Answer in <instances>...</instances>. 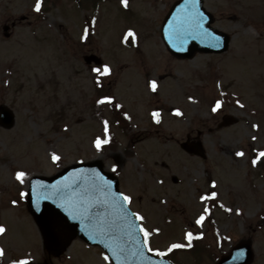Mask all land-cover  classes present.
<instances>
[{"label": "rangeland", "instance_id": "rangeland-1", "mask_svg": "<svg viewBox=\"0 0 264 264\" xmlns=\"http://www.w3.org/2000/svg\"><path fill=\"white\" fill-rule=\"evenodd\" d=\"M175 1L128 0L126 7L99 0L94 8L90 0H45L37 12L36 0H0V107L16 119L0 127V264L50 261L21 196L28 179L96 159L117 173L131 209L144 216L151 248L173 263L215 264L248 240L252 264H264V0H205L231 47L187 60L173 57L160 36ZM12 22L6 38L3 28ZM89 55L103 64L88 66ZM105 64L112 71L99 77L98 89L93 69ZM112 95L128 122L110 103H97ZM226 115L239 121L219 129ZM197 132L206 159L181 148ZM97 137L110 142L97 150ZM19 171L27 173L24 183ZM174 243L185 247L169 252ZM51 260L111 264L80 239Z\"/></svg>", "mask_w": 264, "mask_h": 264}, {"label": "water", "instance_id": "water-1", "mask_svg": "<svg viewBox=\"0 0 264 264\" xmlns=\"http://www.w3.org/2000/svg\"><path fill=\"white\" fill-rule=\"evenodd\" d=\"M198 12L202 17L203 29L213 34L217 41L200 35H192L181 43L173 33L177 21L185 15V12ZM161 30L162 39L170 53L179 59H192L200 52L204 54H218L227 52L231 45V35L213 27L215 18L213 14L205 9V1L198 0L194 7L189 6V0H178L168 12ZM9 27H4L8 32ZM6 37L10 35L5 34ZM171 37V39H170ZM87 64L95 63L100 66L102 60L95 55H89L84 59ZM220 129L233 126L239 120L231 116H224ZM15 118L13 112L5 107H0V124L2 127L11 128L14 126ZM182 148L189 154L206 158L204 145L200 140L197 142L187 140L181 143ZM103 178V179H101ZM110 182L108 192L113 194L120 191V180L117 176L106 170L101 160L74 164L60 171L55 176H36L31 179L28 190V210L34 218L37 228L41 233L44 248L51 257H61L71 246L75 239L80 238L84 242L101 247L112 264H172L165 258L151 254L147 246L141 243L144 240L142 232H139V220L135 218L128 204L125 207L133 215L127 218L132 223L131 235H128L127 222L120 219L119 215L109 206L96 204V199H102L100 193L95 191L94 186ZM87 193V197H85ZM85 197L92 203V210L88 218L80 216L75 211L71 202ZM73 216L78 218L74 219ZM110 221L109 232L101 235L99 227L104 226L105 221ZM117 245L124 248V251L117 257L113 255L112 248ZM119 250V249H117ZM255 253L252 249V241L242 240L233 247L231 253L223 256L217 264H252ZM28 264H37L34 262ZM42 264H50L44 262Z\"/></svg>", "mask_w": 264, "mask_h": 264}, {"label": "snow or ice", "instance_id": "snow-or-ice-1", "mask_svg": "<svg viewBox=\"0 0 264 264\" xmlns=\"http://www.w3.org/2000/svg\"><path fill=\"white\" fill-rule=\"evenodd\" d=\"M122 2L127 7L128 0H122ZM42 3H43V0H36L35 10L37 12H39L41 10ZM197 3H198V0H189V6L190 7H194ZM173 33L176 36L177 40H179L181 43L185 42L187 37L196 34V35H200V36H204V37H208V38H211L213 40H216L217 45H218V38H216L213 34L207 33L204 31L203 25H202V17L200 16V14L198 12H187L186 11L185 15L177 21V24H176L175 29L173 30ZM87 35H88V32H87V29H85V33H84L85 38H87ZM135 35H136L135 32H133L131 30H129V32L127 33V36H130V37H135ZM170 39H171V37H170ZM93 71H95L98 74L97 82H99V77L110 75L112 70H111L109 65L105 64L103 69L95 68V69H93ZM151 86H152L153 90H155L157 87L156 81H152ZM113 100H114V98L111 96H104L101 99H99L97 101V103H100V104L112 103ZM237 103H239V101H237ZM220 107H221V103L217 102L216 107L213 109V111H216ZM177 114H180L179 110H177ZM152 115L154 118H156L157 122H159V119H160L159 112H153ZM104 131H105V133L108 132V121L107 120L104 121ZM109 142H110V139L102 138V137H97L94 141L95 147L97 150H102L103 147L106 144H108ZM237 155L243 156L244 153L239 152V153H237ZM260 157H264V152L260 153ZM52 159L54 161H59L60 156H58L56 153H53ZM253 163H256V161L254 160ZM26 177H27V173L24 171H19L16 173V178L21 183H24ZM101 179H103V178H101ZM94 188H95V191L99 192L100 196L102 197V199H96L95 203L96 204H103V205L109 206L111 209H113L114 212L119 215L120 219L125 220L127 222V229H128L127 234L131 235L132 223L130 221H127V218L133 214L129 212L128 208L125 207V204H130L132 201V197L129 195H125L124 193L113 194V193L108 192L107 189L110 188V182H106L103 185H96V186H94ZM27 195H28L27 192L21 193V196H27ZM211 196L215 197L216 193L213 192L211 194ZM85 197H87V193H85ZM85 197H82L79 200L73 201V202H71V204H72V207L74 208V210L79 212L80 216L88 218L91 221L92 217L88 214L92 210V203L90 202L89 199H87ZM201 199H208V197L204 196V197H201ZM13 203H16V201H13ZM134 215H135V218L140 220V221H143L145 219L144 216H142L139 212L135 213ZM73 218L76 219L78 217L73 216ZM204 219H205V217L202 215L199 218V220L197 221V223H202ZM110 224H111V222L106 220L104 222V226L99 227L97 229L99 234H101V235L107 234L109 232ZM138 229H139V232H142L143 236H144V240L141 243H143L145 246H147L148 251L149 252L155 251L157 255L164 256L165 255L164 252H161L159 249L151 248L150 243H149V237L152 235V233L149 231V229L144 227L143 224L138 225ZM157 231H158V229H157ZM4 232H5L4 226L0 225V234H3ZM186 235H187V238L189 239V241H191V239L193 238V233L188 232ZM187 246L190 247L191 245L189 244ZM108 247L112 248V245L109 244ZM182 247H185V245L174 243L170 246L168 251L171 252L173 249L182 248ZM117 249H119V250H117ZM112 251H113V255L118 257L120 255V253H122L124 251V248L117 245V248H112ZM4 254H5L4 249L0 248V257H2ZM108 259H109V257L107 255H105V260H108ZM13 264H28V261L27 260H18V261H13Z\"/></svg>", "mask_w": 264, "mask_h": 264}, {"label": "trees", "instance_id": "trees-1", "mask_svg": "<svg viewBox=\"0 0 264 264\" xmlns=\"http://www.w3.org/2000/svg\"><path fill=\"white\" fill-rule=\"evenodd\" d=\"M97 1L98 0H90V2L94 5V8L97 6L96 4H97ZM79 3V2H78ZM79 6H81L80 4H79ZM82 7V6H81ZM96 82V84H97V87L98 88H101V83L100 82H97V80L95 81ZM111 97H113L114 98V96L112 95ZM111 105H113V107H114V114H121V117L123 118V120L124 121H126V122H128L129 121V117H128V114H126L125 113V111L122 109V107L120 106V104L119 103H117V101H116V99L114 98V100H113V102L112 103H110ZM259 168L261 169V170H263L264 171V159L261 161V164H260V166H259ZM117 171V170H116ZM1 260V259H0Z\"/></svg>", "mask_w": 264, "mask_h": 264}, {"label": "flooded vegetation", "instance_id": "flooded-vegetation-1", "mask_svg": "<svg viewBox=\"0 0 264 264\" xmlns=\"http://www.w3.org/2000/svg\"><path fill=\"white\" fill-rule=\"evenodd\" d=\"M58 3V2H57ZM13 23V22H12ZM198 133V132H197ZM199 134V133H198ZM191 137H194L193 135ZM190 136L188 138H191Z\"/></svg>", "mask_w": 264, "mask_h": 264}]
</instances>
